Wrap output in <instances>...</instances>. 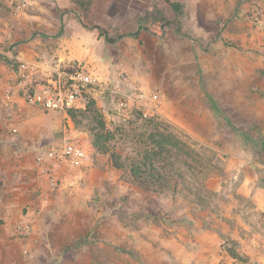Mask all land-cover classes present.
<instances>
[{"label":"rangeland","instance_id":"rangeland-1","mask_svg":"<svg viewBox=\"0 0 264 264\" xmlns=\"http://www.w3.org/2000/svg\"><path fill=\"white\" fill-rule=\"evenodd\" d=\"M251 1L71 0L78 22L116 42L95 29L94 62L62 67L86 68L109 87L123 74L157 98L147 116L134 99L117 110V94L88 99L71 120L72 135L93 148L90 167L44 202L27 257L19 243L28 239L1 235L0 264L246 263L232 240L209 235L230 203L256 217L239 189L264 187V39L239 18ZM14 101L0 120L13 118ZM57 115L50 144L65 125ZM97 133L106 153L92 145Z\"/></svg>","mask_w":264,"mask_h":264},{"label":"crops","instance_id":"crops-1","mask_svg":"<svg viewBox=\"0 0 264 264\" xmlns=\"http://www.w3.org/2000/svg\"><path fill=\"white\" fill-rule=\"evenodd\" d=\"M18 1L0 0V44L4 45L0 46V93L13 74L3 64L8 58L9 64L10 58L16 62L39 61L46 73L62 66L94 62L102 39L95 29L85 28L69 13L71 0H23L28 6L24 4L21 12L14 13ZM15 102L19 108L9 112L13 118L0 120V237L12 238L15 224L26 220L32 224V237L19 244L28 249L41 236L38 219L43 204L53 198L35 192L34 160L53 142L48 143L60 130V119L59 113L44 114L20 100ZM243 185L239 194L247 198L258 214L256 217L241 216L238 211L235 214L230 203L224 211L228 218L216 220L218 225L212 227L209 237L232 240L236 254L246 259L244 264H264V187ZM59 189V194H63L64 186ZM23 213L27 214L22 217ZM195 246L198 249L196 243ZM216 262L213 260L212 264Z\"/></svg>","mask_w":264,"mask_h":264},{"label":"built area","instance_id":"built-area-1","mask_svg":"<svg viewBox=\"0 0 264 264\" xmlns=\"http://www.w3.org/2000/svg\"><path fill=\"white\" fill-rule=\"evenodd\" d=\"M24 2L16 3L14 13L21 12ZM239 18L253 27L264 39V0H253L241 6ZM117 94L116 108L125 111L129 100L134 99L147 116L151 110V99L132 84L130 79L120 74L113 87L102 82L91 71L83 67H60L46 73L36 60L18 61L17 67L3 91L0 93V108H8L13 101L20 100L26 105L44 112L59 113L65 120L62 137L58 142L47 145L34 160L35 192L42 197H51L64 183L82 175L92 163L93 148L72 135L73 124L68 111L85 110L89 98L95 93ZM14 101V102H15ZM31 223L22 221L13 230L15 237L30 239ZM22 255H29L27 249Z\"/></svg>","mask_w":264,"mask_h":264},{"label":"trees","instance_id":"trees-1","mask_svg":"<svg viewBox=\"0 0 264 264\" xmlns=\"http://www.w3.org/2000/svg\"><path fill=\"white\" fill-rule=\"evenodd\" d=\"M81 21V20H80ZM95 29H98V30H100L101 32H102V36L104 37V40L106 41V42H108V43H110V44H113V43H115L116 41L115 40H112V39H110L109 37H108V35L105 33V31L104 30H102V29H100L99 27H94ZM130 34H127V35H125V36H129ZM122 36H120L119 38H121ZM84 112V110H80V111H68V114H69V116L71 117V119H73L77 114H81V113H83ZM102 128H103V125H102ZM103 138V136L101 135V134H99V133H97V135H96V140L93 142V147L96 149V150H98L99 152H101V153H106L107 152V149L105 148V146L103 145V143L102 142H106L108 139L106 138V137H104V140L102 141V142H100V139H102ZM113 165H114V167H116V168H120L121 166H120V164L119 163H117V162H113ZM132 177L133 178H135L136 180H139V179H141V175H140V173H139V169L137 168L136 170L135 169H133L132 171Z\"/></svg>","mask_w":264,"mask_h":264}]
</instances>
